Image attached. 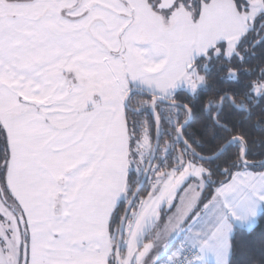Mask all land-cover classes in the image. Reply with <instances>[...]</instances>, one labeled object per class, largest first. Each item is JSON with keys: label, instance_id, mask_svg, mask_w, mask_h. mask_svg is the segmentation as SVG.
<instances>
[{"label": "snow or ice", "instance_id": "snow-or-ice-1", "mask_svg": "<svg viewBox=\"0 0 264 264\" xmlns=\"http://www.w3.org/2000/svg\"><path fill=\"white\" fill-rule=\"evenodd\" d=\"M0 264H264V0H0Z\"/></svg>", "mask_w": 264, "mask_h": 264}, {"label": "trees", "instance_id": "trees-1", "mask_svg": "<svg viewBox=\"0 0 264 264\" xmlns=\"http://www.w3.org/2000/svg\"><path fill=\"white\" fill-rule=\"evenodd\" d=\"M252 63H253V67H255L256 65H258V64L260 63V61L254 59V60L252 61Z\"/></svg>", "mask_w": 264, "mask_h": 264}]
</instances>
